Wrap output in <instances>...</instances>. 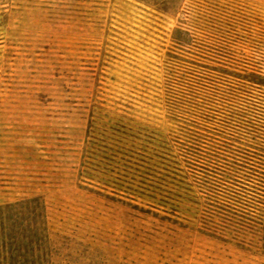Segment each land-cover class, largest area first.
I'll return each mask as SVG.
<instances>
[{
    "label": "rangeland",
    "instance_id": "obj_1",
    "mask_svg": "<svg viewBox=\"0 0 264 264\" xmlns=\"http://www.w3.org/2000/svg\"><path fill=\"white\" fill-rule=\"evenodd\" d=\"M33 198L53 264H264V0H0V205Z\"/></svg>",
    "mask_w": 264,
    "mask_h": 264
},
{
    "label": "trees",
    "instance_id": "obj_2",
    "mask_svg": "<svg viewBox=\"0 0 264 264\" xmlns=\"http://www.w3.org/2000/svg\"><path fill=\"white\" fill-rule=\"evenodd\" d=\"M54 236L39 198L0 205V264H53Z\"/></svg>",
    "mask_w": 264,
    "mask_h": 264
}]
</instances>
